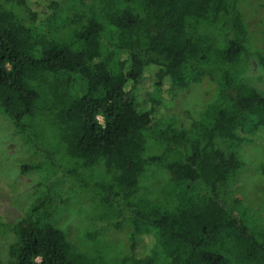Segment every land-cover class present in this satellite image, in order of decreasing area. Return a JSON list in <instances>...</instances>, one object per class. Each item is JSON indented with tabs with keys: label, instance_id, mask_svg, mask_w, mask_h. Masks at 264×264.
I'll return each instance as SVG.
<instances>
[{
	"label": "trees",
	"instance_id": "obj_1",
	"mask_svg": "<svg viewBox=\"0 0 264 264\" xmlns=\"http://www.w3.org/2000/svg\"><path fill=\"white\" fill-rule=\"evenodd\" d=\"M240 1L0 0V113L19 134L56 135L43 151L50 184L24 217L0 219L11 236L0 264H264V230L225 202L244 169L240 146L264 136V90L238 70L252 58ZM253 55L264 73V54ZM205 77L217 89L199 120L161 124L157 108ZM151 169L167 197L141 196ZM62 179L109 221L87 234L92 252L59 224ZM125 228L129 253L112 257L104 237Z\"/></svg>",
	"mask_w": 264,
	"mask_h": 264
},
{
	"label": "rangeland",
	"instance_id": "obj_2",
	"mask_svg": "<svg viewBox=\"0 0 264 264\" xmlns=\"http://www.w3.org/2000/svg\"><path fill=\"white\" fill-rule=\"evenodd\" d=\"M240 11L247 28L246 46L252 58L242 62L238 70L248 83L264 90V73L253 58V54L257 52L264 54V0H241ZM215 89L217 84L205 77L201 83L180 93L174 100L166 99L157 108L158 120L161 124L174 123L190 127L194 121L199 120L201 111L213 101ZM72 91L76 96L83 95L85 83L75 81ZM38 132L43 135L37 137V134H19L13 123L0 113V219L4 223L12 224L24 217L43 189L40 185L50 184L52 169L45 162L43 151L56 142V135L48 126H40ZM258 143L261 146L248 142L240 146L244 169L236 184L232 185V193L225 196V202L237 215L244 216L251 227L264 230V175L260 172V166L264 162V136L261 134ZM150 151L157 153L155 148ZM59 158L56 155V159ZM38 164H42L38 170L22 173L24 167ZM58 173V177L62 175L60 171ZM103 173L101 168H97L88 173V180L91 182L93 177L102 179ZM55 180L52 182L53 189H60L66 200L58 218L61 228L80 250L92 252L95 247L86 240L87 234L98 228H107L109 221L101 218L102 211L98 205L89 200L88 193L80 191L75 181ZM166 189L165 175L160 170L151 169L141 196L164 198L167 197ZM237 199L239 203L236 202ZM129 237L128 228L113 230L106 234L103 245L109 247L112 257L121 258L129 253ZM10 242L11 236L0 232L1 258L6 257Z\"/></svg>",
	"mask_w": 264,
	"mask_h": 264
}]
</instances>
